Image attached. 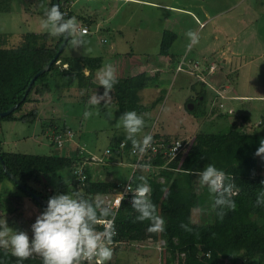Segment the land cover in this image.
I'll return each instance as SVG.
<instances>
[{
  "label": "trees",
  "instance_id": "trees-1",
  "mask_svg": "<svg viewBox=\"0 0 264 264\" xmlns=\"http://www.w3.org/2000/svg\"><path fill=\"white\" fill-rule=\"evenodd\" d=\"M2 2L0 0V3ZM59 3L65 11L63 0H59ZM67 14L70 17V13ZM44 36L46 37L47 33ZM173 39L172 32L164 31L158 53L166 55ZM61 40L62 37H57L53 44L36 46L29 42L19 47L0 48V112L19 102L11 113L0 115V122L18 120L22 123H34L37 119H41L38 102L45 95L60 93L62 89L71 87L85 89L84 98L87 99L90 89L95 85L94 71L101 66V58L64 56L62 53L69 41L67 40L56 60L50 64L48 70L35 77L24 99L20 101L30 79L54 56ZM86 70L87 74L84 72ZM117 78L118 83L110 93L113 102H116L120 108L127 111L136 110L138 114L143 115L158 100L157 97L149 107L141 104L139 91L154 79L147 72L141 71ZM197 83L201 84V89L194 99L201 102L204 100V86L199 81ZM31 94H35L36 97L31 98ZM24 105L26 110L23 108ZM193 110L194 108L188 109L189 112ZM41 128L49 132L51 138L57 132L64 133L69 130L65 125L61 129H56L48 122L43 123ZM69 131L72 136L63 146L77 147L76 152L70 155L22 153L6 149L5 145L0 144V183L8 179L18 187L3 171L1 160L26 188L46 200L58 191H65L51 187L50 181L46 180L49 174H57L61 169L68 170L70 174L68 191H79L89 199L109 193L117 183L123 184L129 181L135 188L137 184L143 183L139 177L144 176L151 188L150 198L156 205L158 214L165 219V228L161 232H148L149 222H134L133 218L137 213L131 203L122 201L115 217L118 243L112 249L127 243L161 239L166 255H164V264H218L220 258L229 261V264H264V206L255 204L257 195L264 191V183H262L264 171L260 174L257 170L255 133L243 132L236 127L215 132L200 131L171 159L163 154V148L160 146L154 153L147 150L140 160L141 166H148L147 173L134 171L129 179L114 182L93 178L86 164L90 157H86L88 154L84 143L80 146L75 141L73 132ZM152 131L150 133L153 135V140L164 138L165 144L170 140L166 134ZM116 139L118 140L112 142L111 147L108 148L110 152L134 161L132 144L126 139V133ZM121 142H124L123 146H120ZM51 144H54L53 140ZM81 153L84 154L83 161ZM79 161L80 163L76 165ZM209 163L215 164L218 169L226 173L234 183L237 193L233 197L236 202L235 209L225 208L222 219L217 215L218 210L212 207L214 194L209 193L207 187L198 194L193 185L196 172ZM79 167L85 174L83 185L74 174ZM31 183L40 186V189L34 188ZM24 193L36 206L43 209V205ZM12 198L20 200V197L12 196ZM199 207L205 208L206 215L203 220L194 222L192 214ZM182 224H187L191 231L182 228ZM0 264H17V257L11 254L10 249L0 248ZM23 264H42V259L39 255H32L24 260ZM107 264H116V262L108 261Z\"/></svg>",
  "mask_w": 264,
  "mask_h": 264
},
{
  "label": "rangeland",
  "instance_id": "rangeland-1",
  "mask_svg": "<svg viewBox=\"0 0 264 264\" xmlns=\"http://www.w3.org/2000/svg\"><path fill=\"white\" fill-rule=\"evenodd\" d=\"M2 1L0 3V48L19 47L29 42L42 43L45 37L39 36L37 40L30 41L28 32L41 31V35L47 33L40 27L43 16L42 8L47 6L45 4L46 0ZM148 1H154L159 5L120 2L115 14L111 18H107L109 20L105 22L108 26L120 24H124L125 27L128 26L129 29L125 30L124 33L133 34L136 38L135 44L127 45L121 41L123 46L120 43L111 49L112 38L109 36L112 35V32L108 33L103 30L94 32L92 29L86 35V43L83 46L73 49L70 41H68L62 54L74 57L100 55L103 65L106 63L113 64L116 67L117 74L118 71L121 73L122 70L124 73L132 72L136 66L134 57L138 58L147 55V53H156L159 50L161 32L164 30L172 32L175 35L169 51L185 58L200 57L202 53L204 56L201 64L203 69L197 71V64L185 59V63L182 64L184 71L177 72L173 67L168 74H164L162 79L154 78L152 82H149L147 86L139 91L140 101L148 107L155 99L157 100V97L158 100L143 114L145 126L137 136L141 138L144 134L153 130L152 132H164L169 139H180L186 144L200 131L215 132L235 127V115L242 112L243 109L241 101H232L235 108L234 115L222 119L220 114L222 109L219 107V100L216 98L218 96L212 94V91L208 89L206 96L204 95V100L197 102L194 98L198 90L193 85L201 81L196 74L206 76L210 61L217 55L218 48L210 49V47L215 48L213 43L222 44L227 40L231 45L234 42L233 48L235 51L238 49V51L244 50L250 56L253 54L255 39L251 38L254 36H251L250 33L260 27L258 38L264 36V13L259 14L260 7L258 4L260 0ZM77 2L84 5L88 11L96 12L97 16L101 12L106 14L108 10L106 7H109V2L101 0H77ZM78 4L73 9L80 7ZM129 13L130 17L127 18ZM216 28L218 30H215ZM189 29L198 31L200 34L199 43L193 46L190 51L186 49L188 43L186 32ZM99 37L105 38L106 41H99ZM262 39V44H264V37ZM139 40H144L143 42H146L147 46L139 45L141 44ZM242 46H244V49ZM86 49H91V51ZM220 49L223 48L219 47ZM221 52L219 54H222ZM228 53L230 52H225V55H229ZM225 55H221L213 61L216 68H214V76L217 79L224 78L221 65H223V60L226 59ZM130 59L131 62H128ZM188 71L193 72V74L190 76ZM97 72L98 70L94 77L95 85L90 89L87 99L84 98L86 95L85 89L71 87L66 90L65 94H61L65 90L62 89L60 93L47 94L42 98L43 102L39 107L41 119H37L34 123H22L18 120L1 122L0 140L3 138L8 141V143L7 141L1 143L5 145L4 148L30 154L70 155L76 152L77 147L74 145L69 148L67 146V148L65 146L57 148L54 144H51L52 138L49 132L41 130L42 124L48 122L52 123L56 129H61L65 125L67 129L73 132V137L80 146L83 143L86 144L88 149L86 157L95 155L101 157L104 162V148L110 145L113 138L116 139L119 135L126 133L122 125L119 124V119L123 112L127 110L120 108L116 102H113L111 93V99L107 104H104L103 100L97 106H91L87 103L88 98L94 92L99 95L104 91L103 86L98 85ZM232 79V82L236 81L234 78ZM215 82H219L218 86L223 83L221 80ZM201 83L206 87V80ZM261 83L264 85V79L261 80ZM235 88H238L236 83ZM58 95L60 96L57 97ZM35 97V94H31V98ZM200 98L201 96H199ZM189 102L192 104L189 110L194 108L193 112H189L186 108ZM23 108L25 109V105ZM85 110H90L93 115L85 118L83 115ZM259 111L258 113L255 112L252 118V125L256 124L254 128L258 133L257 147L261 138H264V110L262 109L260 114ZM109 113H111V116L108 115ZM213 114L216 116L214 117ZM262 119L263 124L258 125L257 121H262ZM109 154H112V152ZM256 157L257 163H260V161L264 163V154L256 155ZM83 160H85L84 154L82 156ZM87 161H90V159ZM90 162L99 165V162ZM79 163L80 161L76 165ZM123 176L121 175L118 178L123 179ZM47 179L50 181L51 187L61 188L69 192L70 174L68 170L61 169L57 174H49ZM102 179H105V177H102ZM1 185H6V190L9 192L6 191V193L0 194V217L5 216L9 227L13 230L27 231L31 237L30 226L39 212L42 211V208L36 206L23 191L8 179H5ZM31 185L40 189V186L34 183H31ZM195 188L198 189L199 187L196 186ZM79 190L81 191L80 188ZM9 194L21 195L16 196L20 197V200L12 198V195ZM205 215L206 210L202 207L193 212L192 220L194 222L203 220ZM164 255L163 241L161 239H148L135 244L127 243L113 249L110 261L116 262V264H164ZM218 264H229V261L220 258Z\"/></svg>",
  "mask_w": 264,
  "mask_h": 264
},
{
  "label": "clouds",
  "instance_id": "clouds-1",
  "mask_svg": "<svg viewBox=\"0 0 264 264\" xmlns=\"http://www.w3.org/2000/svg\"><path fill=\"white\" fill-rule=\"evenodd\" d=\"M42 13L40 27L50 36L64 37L70 41L73 49L86 43L87 29L80 25L76 16L69 17L59 2L47 0ZM186 36V49L190 51L199 43L200 34L189 29ZM176 71H184L183 65L178 64ZM97 81L104 91L99 95L94 92L88 98L87 103L91 106L100 105L102 100L104 104L110 101V92L118 83L116 67L111 63L104 64L97 72ZM83 115L88 118L93 113L85 110ZM108 115L111 116V113ZM119 124L126 132V139L131 141L134 152L142 154L152 146L151 133L137 138L145 126V120L136 110L123 112ZM261 154H264V138H261L255 152L257 156ZM196 175L199 184L214 194L212 207L218 210L219 218H223L225 208L235 209V186L223 170L209 163ZM139 180L143 183L137 184L135 189L130 185L126 189V192L131 190L134 193L131 200V206L137 213L134 222L148 221V232H161L165 228V219L158 214L150 198L151 188L147 178L140 176ZM120 199L122 197L109 205L99 195L89 199L79 191H58L48 197L46 205L31 224V237L27 231L13 230L5 216L0 217V248L10 247L11 254L17 257V264H23L24 260L34 254L41 257L42 264H107L113 255L111 244L116 235L115 217ZM255 204L264 206V191L257 195ZM97 225H102V228L98 229ZM181 227L191 231L187 224Z\"/></svg>",
  "mask_w": 264,
  "mask_h": 264
},
{
  "label": "crops",
  "instance_id": "crops-1",
  "mask_svg": "<svg viewBox=\"0 0 264 264\" xmlns=\"http://www.w3.org/2000/svg\"><path fill=\"white\" fill-rule=\"evenodd\" d=\"M101 1L109 2V4H108L109 7H106V8H108L106 14H103L101 12V14H99L98 16L96 15V12H92V10L88 11L86 9V7H84V5L78 4L77 0H63V6L65 8V11L67 13H70V17L76 16L77 20L79 21L81 26H87V28L89 30L87 35L90 33V31L92 29L94 30V32H98L101 30L106 31L108 33L112 32V35L109 36L110 38H112V41L110 43L111 49L120 43L122 44L123 42H125V44H127V45H133L136 43V38L133 34L128 35L127 33L126 34L124 33L125 30L129 29V28H127L128 26L125 27L124 24H120V25H116V26H108L105 23L106 21L109 20L107 18H109V17L111 18L115 14V12L117 11L116 9L118 8V5L120 2L121 3H124V2L140 3L141 2V3H150V5L151 4L152 5H159L158 3H155L154 1H148V0H101ZM45 4L47 5V0H46ZM77 4L80 5V7L78 6L76 9H73V7L77 6ZM258 5L260 7L259 14L261 15L264 13V0H260ZM129 17H130V13L127 16V18H129ZM125 28H127V29H125ZM245 28H246V26L244 27V29ZM260 29H261L260 27L256 28L252 31V33H250L251 36H254L251 38L255 39V43H253L255 49H254V52L251 56L248 53H246L244 50L238 51V49H236V51H235L233 48L234 42H232V45L227 40L222 44L213 43L215 48L210 47V49L213 50V49L218 48V52L216 53L217 55H215V56L213 55L214 58H213V60L210 61L206 76L205 75L203 76L201 74L200 75L196 74L201 79L200 82H205V80H206L207 85H206V87L204 86V88H203V94L206 96L207 90L209 89L212 91V94L214 93V95L218 96L216 98H217V100H219L218 105L222 109L221 113L219 112L221 114L222 119H226V117H229V115H234L235 108H234L232 101H234V100H240L241 101V103L243 105V109H242V112L237 113L235 115L236 116V119H234L235 124H236L235 127L237 129H239L240 131H243V132L245 131V132L255 133L256 144L258 141V133H257L256 129L254 128L256 126V124L252 125V118H253L255 112L258 113L259 110L260 111H262V109L264 110V85H263V83H261V80L264 79V44H262L263 43L262 38L264 36L261 37L260 39L258 38L260 35L259 34ZM215 30H218V28H216ZM222 31H224V30H222ZM163 32H161V33L163 34ZM28 33H30V39H29L30 41H32L34 39L37 40L38 39L37 37H39V36L45 37L44 35H41V31H32V32H28ZM255 36H256V38H255ZM161 37H162V35H161ZM215 37H214V39H215ZM56 39H57V37H52L47 33V36L42 41V43L34 44L31 42V44L36 45V46H39V45L42 46L45 44H53L56 41ZM160 40H161V38H160ZM99 41L105 42L106 39L99 37ZM121 41H123V42H121ZM139 41H141L140 42L141 44H139V45L147 46V43L143 42L144 40H139ZM122 46H123V44H122ZM219 47H222L223 49L219 50ZM242 48L244 49V46H242ZM220 51H222L221 52L222 54H219ZM225 52H230V53H228L229 55H225ZM221 55H225L224 57L226 58L225 60H223V65H221V67H222L221 70L223 71L222 74H224L223 75L224 78H222V79L218 78L217 79L214 76L216 68H215V62H213V61L218 59L217 57H219ZM64 56H70V55H64ZM98 56L101 58L102 62H101V66H99L94 71V77H95L96 71L97 70L99 71L103 65L102 57L100 55H98ZM243 56H245V57L243 58ZM72 57H74V56H72ZM185 59L193 61L194 63H196L197 64V67H196L197 71H201V69H203L201 64H202V60L204 59V56L202 55V53L200 54V57L197 56V57H193V58H185L181 55L180 56L177 55L176 53L174 54L171 51H168V53L166 55H161L157 51L156 53H153V54L147 53V55L142 56V57H138V58L134 57V60H136L135 69H133L132 72L130 71V72H126V73H124L123 70L121 71V73L118 71L117 76L134 75L138 72L145 71L150 76H153V78L157 77L158 79H162L164 74H168L169 71L173 69V67L176 70L177 65L183 64ZM221 60H222V58H221ZM128 62H131V59ZM84 72H85V74H87V70ZM188 73L190 74V76L193 74V72H191V71H188ZM232 78H234V80H236V81L232 82V80H233ZM219 80L223 81L221 86H218L219 82H215V81H219ZM93 81H94V78H93ZM235 83H236V86H238V88H235ZM158 86H159V83H158ZM200 89H201V85H200L199 91H200ZM66 90L67 89H65L62 93L65 94ZM42 102H43L42 99L38 102V104H37L38 108L40 107ZM255 103H257V104L255 105ZM141 104H142V101H141ZM142 105H144V104H142ZM260 111H259V114H260ZM213 116L215 117L216 115L213 114ZM1 122H3V121H1ZM1 122H0V133H1V129H2L1 128ZM237 124H239V126H237ZM257 124L258 125L263 124V119H262V121L258 120ZM161 133L165 134L164 132H161ZM137 138L139 139L140 136H137ZM116 140H118V139L113 138L111 140V143L115 142ZM122 140H124V139H122ZM4 141H7V140L2 138V140H0V144ZM7 143H8V141H7ZM111 143H110V145H111ZM83 145H84V147H86L85 143ZM110 145L106 146L104 148L103 156H105V159H104L103 163H101V164L99 163V165H97V164H94L90 161L86 162L87 165L89 166V169H90V172H91L93 178L103 180V181H114V182L120 181V182H123V181L129 179L131 177V174L134 171H139L140 173H147L148 172L149 169L147 170V168L143 167V166H139L135 170H132L131 163L133 161H129L128 159H125V158L121 157L120 155L113 154V153L112 154H105V149L111 147ZM87 150L88 149L86 147L85 151H87ZM260 169H262L264 171V163H262V161H260V163H257V170L261 174V172H263V171ZM121 175H124V176H123V179L120 178L121 179L120 180L118 177ZM102 177H105V179H102ZM193 179L195 181L193 184L194 187H196V186L199 187L198 189L195 188V192H197L198 194H201L203 192L204 187L199 184L197 175H195ZM1 183H0V194H3V192L6 193V191H7L6 187L7 186L1 185ZM8 192L9 191H7V193ZM9 195L21 196V195H16V194H9ZM201 208L202 207H199L198 209H201ZM34 255H36V254H34Z\"/></svg>",
  "mask_w": 264,
  "mask_h": 264
},
{
  "label": "built area",
  "instance_id": "built-area-1",
  "mask_svg": "<svg viewBox=\"0 0 264 264\" xmlns=\"http://www.w3.org/2000/svg\"><path fill=\"white\" fill-rule=\"evenodd\" d=\"M82 27L87 29V33L89 32L87 26H82ZM147 133H150V131ZM71 136H72V133L69 130H67L64 133L63 132H57V133L53 134L52 140L56 146H63L65 144H67V141ZM123 144H124V142H121L120 146H123ZM185 145H186L185 142H183L180 139H170L165 144V139L160 138L158 140H153L152 146L148 150L151 153H154V152H157L158 146H160L161 148H163L162 149L163 154L166 155L169 159H171L178 152H180L182 149H184ZM131 152L135 155V160L131 163L132 170H135L136 168L141 166L140 160H141L144 153L141 154L138 152H134L133 147L131 148ZM109 153H110V150L108 148L105 149V154H109ZM89 159H90V161H94V162H99V163L103 162V159L101 157H97L95 155H90ZM145 167L148 168V166H145ZM74 174L79 179L80 184L83 185L84 181H85V174L83 173L81 167L77 168V170L74 171ZM129 185L131 186L129 181H126L123 184L117 183L116 186L109 193H105V194L100 195V198H102L105 201V203H107L109 205H113L114 202L118 198H121V197H122V199H120V204L122 201H126L128 203H131L132 196L134 195V193H132L131 190H128L126 192V189ZM131 188L135 189L132 186H131ZM120 204H119V206H120ZM97 228L101 229L102 225H97ZM116 235H117V230H116ZM116 235L113 237V242L111 244L112 248L118 243V240H116Z\"/></svg>",
  "mask_w": 264,
  "mask_h": 264
},
{
  "label": "water",
  "instance_id": "water-1",
  "mask_svg": "<svg viewBox=\"0 0 264 264\" xmlns=\"http://www.w3.org/2000/svg\"><path fill=\"white\" fill-rule=\"evenodd\" d=\"M53 2H59V0H53ZM66 41L64 37H62V40L57 48V51L55 52L54 56L42 67L40 68L34 75L33 77L30 79L28 85L25 88L24 94L22 95V97L20 98V101H22L27 93V91L29 90L33 80L35 79V77L37 75H39L40 73L48 70L49 66L51 63H53L56 60L57 55L59 54V52H61V50L63 49V47L66 44ZM200 83H196L195 84V89L199 91L200 88ZM19 105V102L12 104L11 106H9L6 110L0 112L1 116L7 115L9 113H11L17 106ZM192 107V104L189 102L187 103V108L190 109ZM1 165L3 168V171L5 172V174L24 192H26L31 198H33L34 200L38 201L41 205L45 206L47 203V200L44 198H41L40 196L36 195L33 191H31L30 189L26 188V186L24 184H22L17 178H15V176L6 168V166L4 165L3 161L1 160Z\"/></svg>",
  "mask_w": 264,
  "mask_h": 264
}]
</instances>
